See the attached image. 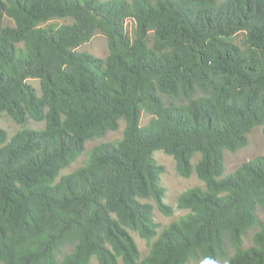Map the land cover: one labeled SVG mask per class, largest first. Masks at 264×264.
Instances as JSON below:
<instances>
[{"label":"trees","instance_id":"16d2710c","mask_svg":"<svg viewBox=\"0 0 264 264\" xmlns=\"http://www.w3.org/2000/svg\"><path fill=\"white\" fill-rule=\"evenodd\" d=\"M54 19L70 23L43 26ZM98 31L106 59L76 51ZM3 113L22 129L9 140L0 127V264H264V156L227 176L224 160L264 131V0H0ZM121 120V140L60 177ZM156 151L205 185L179 196L189 212L161 233L146 200L174 210ZM131 232L150 244L144 259Z\"/></svg>","mask_w":264,"mask_h":264},{"label":"rangeland","instance_id":"374dc122","mask_svg":"<svg viewBox=\"0 0 264 264\" xmlns=\"http://www.w3.org/2000/svg\"><path fill=\"white\" fill-rule=\"evenodd\" d=\"M70 23L68 19H54L47 22L44 27L49 25L61 26L63 24ZM14 23L11 19L5 18L4 26H13ZM126 29L131 37H134L135 23L132 20H127ZM242 39V35L239 36L238 41ZM78 52H86L95 57L106 59L109 54L107 39L105 35L101 32H96L93 38L81 45L76 49ZM28 83L33 86L39 94H41L40 83L37 79H29ZM154 118V116L143 112L141 116V126H147L150 121ZM125 121L121 120L119 122L118 129L115 131L108 132L105 136L99 138H93L86 142L85 151L83 154L77 158V160L69 165L66 169L62 170L60 173V177L63 175L70 174L77 170L78 168L83 167L89 160V155L93 148L99 146L102 143H115L122 139L124 130H125ZM0 127L3 128L7 134L9 140L16 135L22 129V126L17 124L8 114L3 113L0 116ZM26 128L33 130H42L45 128V122H36L32 119H29L27 124H25ZM264 156V131L263 127H256L253 131L248 135V143L245 147L239 149L238 151L232 153L230 151L224 152V160L226 166L225 176L233 174L243 163H246L256 157ZM154 159L156 162L164 168V172L160 176V184L166 190V198L165 201L168 205L173 207V215L170 217L164 216L156 207L152 199L146 200L147 202L153 204L154 206V221L158 224V231H161L172 223L177 222L181 217L188 214V210L178 209V198L179 196L194 187L205 188L204 183L197 177L196 173L193 172L189 178L182 177L177 170V163L175 159L165 154L163 151H156L154 153ZM200 159L199 154H195L192 159L193 165H195ZM59 177V178H60ZM59 180V179H58ZM57 180V181H58ZM257 214L259 220L264 219V208L258 207ZM259 230L258 227L250 230L246 237L244 238L243 248H249L253 245V236ZM132 237L136 241L141 258L144 259L150 250V244L147 243L146 240L142 239L137 232H131ZM156 239V238H155ZM153 239V241L155 240ZM71 252V248L64 249V253L68 254ZM234 255V249L229 246V257ZM59 261H61L62 256L58 257ZM226 260H216L209 261L202 257H197L195 259H191L187 264H226ZM90 264H98L96 257H93ZM120 264H123L120 260Z\"/></svg>","mask_w":264,"mask_h":264}]
</instances>
